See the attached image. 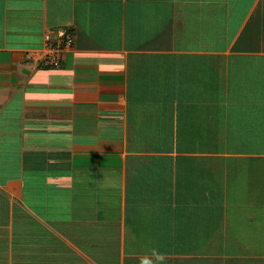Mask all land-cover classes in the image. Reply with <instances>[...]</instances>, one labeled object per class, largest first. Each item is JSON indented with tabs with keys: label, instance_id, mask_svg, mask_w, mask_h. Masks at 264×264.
<instances>
[{
	"label": "crops",
	"instance_id": "1",
	"mask_svg": "<svg viewBox=\"0 0 264 264\" xmlns=\"http://www.w3.org/2000/svg\"><path fill=\"white\" fill-rule=\"evenodd\" d=\"M0 264H264V0H0Z\"/></svg>",
	"mask_w": 264,
	"mask_h": 264
},
{
	"label": "built area",
	"instance_id": "2",
	"mask_svg": "<svg viewBox=\"0 0 264 264\" xmlns=\"http://www.w3.org/2000/svg\"><path fill=\"white\" fill-rule=\"evenodd\" d=\"M73 44V36L69 28H60L54 34L47 32L44 35V48L38 56L39 65L46 69H60L65 53Z\"/></svg>",
	"mask_w": 264,
	"mask_h": 264
}]
</instances>
